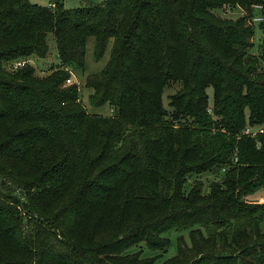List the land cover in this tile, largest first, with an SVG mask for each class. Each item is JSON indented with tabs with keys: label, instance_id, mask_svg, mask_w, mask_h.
I'll return each instance as SVG.
<instances>
[{
	"label": "trees",
	"instance_id": "trees-1",
	"mask_svg": "<svg viewBox=\"0 0 264 264\" xmlns=\"http://www.w3.org/2000/svg\"><path fill=\"white\" fill-rule=\"evenodd\" d=\"M81 2L0 0V264H154L170 231L158 264H264V0ZM47 33L56 65L11 67ZM88 37L107 115L66 83Z\"/></svg>",
	"mask_w": 264,
	"mask_h": 264
},
{
	"label": "rangeland",
	"instance_id": "rangeland-1",
	"mask_svg": "<svg viewBox=\"0 0 264 264\" xmlns=\"http://www.w3.org/2000/svg\"><path fill=\"white\" fill-rule=\"evenodd\" d=\"M31 3H35L38 5H47L48 0H28ZM82 0H62L63 6L65 8H73L76 6H79L82 4ZM92 2H100L102 0H91ZM215 13L223 18H236L239 16L242 11L236 7H225L222 10L218 9L215 10ZM260 39V31L258 27L256 26V23H254V29H253V50L257 49V46L259 44ZM46 44H47V52L43 58L35 57V56H29V64L34 68L36 74H45L50 69L51 66H54L58 63V59L56 57V51H55V42L54 38L51 33H47L46 35ZM111 44V39L108 40L106 49L103 53V55L99 59H94L93 57V38L88 37L85 42V53H84V66L83 69H78L76 67H68L70 74H69V81L68 82H75L78 86V97L81 104L86 108V111L90 114H102L107 115L109 114V107L106 104H103L98 107H93L88 103V94L91 92L89 88H86L84 86V77L86 74L94 73L98 71L102 66L105 64L109 48ZM66 82V83H68ZM176 89V84H168L166 87H164L162 92V104L165 108H168L167 105V95L174 92ZM206 93L208 94V100H210L211 97V88L207 87L205 89ZM257 129V128H256ZM255 128L253 129H246V131H250L251 133H254ZM200 181L202 182V191L205 193L207 190L208 183L214 179L213 173L211 172H204L200 174L199 176ZM245 200L247 201H256V202H264V189L260 188L253 192L252 194H248L245 197ZM177 233L170 231L168 233V238L170 239V244L166 248L165 251L160 252L161 257L158 258L154 264H158L160 261L164 260L165 258L173 255L175 253V238L177 237ZM155 252L147 251L146 249H143L142 255L148 256L152 255Z\"/></svg>",
	"mask_w": 264,
	"mask_h": 264
},
{
	"label": "built area",
	"instance_id": "built-area-1",
	"mask_svg": "<svg viewBox=\"0 0 264 264\" xmlns=\"http://www.w3.org/2000/svg\"><path fill=\"white\" fill-rule=\"evenodd\" d=\"M50 6H52V4H49ZM257 7V6H256ZM261 18L259 16H254L252 17V21L253 22H256V21H259ZM29 63V60L28 59H18V60H15L11 63V67L12 68H16V67H20L21 65L25 64V63ZM69 79L66 80V82H68Z\"/></svg>",
	"mask_w": 264,
	"mask_h": 264
}]
</instances>
